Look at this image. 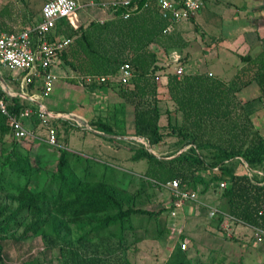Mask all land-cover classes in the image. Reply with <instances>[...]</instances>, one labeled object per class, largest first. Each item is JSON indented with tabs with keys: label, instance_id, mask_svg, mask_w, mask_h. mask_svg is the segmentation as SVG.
<instances>
[{
	"label": "trees",
	"instance_id": "trees-1",
	"mask_svg": "<svg viewBox=\"0 0 264 264\" xmlns=\"http://www.w3.org/2000/svg\"><path fill=\"white\" fill-rule=\"evenodd\" d=\"M108 11V19L92 21L85 28L74 27L63 19L48 36L51 42L70 39L57 58L75 77L84 82L90 77V89L119 86L122 103L114 107L109 117L88 121L90 128L108 137L143 139L150 148L163 143L165 137L176 138L172 153L162 158L150 153L145 144L132 141L131 161L146 163L141 177L161 187L176 180L186 193L220 190L226 213L236 223L264 229V183L250 175L253 170L264 171V137L251 120L264 101V48L239 55L240 65L227 81L211 73L208 76V72H184L178 77L159 64L158 50L163 55L171 50H184L188 42L182 38L179 24L170 26L150 0H140L127 19H123V8ZM189 22L193 23V19ZM8 24L0 22V29L19 32ZM189 60L186 53L176 64L184 66ZM123 64H128L132 72L126 84L116 79ZM101 76L110 79L94 80ZM158 76L166 78L161 86L165 90L163 98L159 94L161 84L156 81ZM252 84L258 87L259 96L245 102L239 100L237 94ZM41 90L39 80L30 84L26 93L30 96ZM0 97L9 115L18 117L26 108L36 110L29 101L8 97L1 89ZM162 101H170L173 111L163 112ZM127 105L132 107L130 125H126ZM163 117L165 124H161ZM56 122L75 126L66 119L59 118ZM9 140L10 145L5 146ZM18 145L8 117L0 110V183L6 171L27 178L25 186L16 193L6 191L0 184V193L4 194L0 196V264H12L9 245H22L37 238L46 250L58 249L63 264H132L127 255L130 246L126 245L127 235L138 229L132 218L141 215L157 220L171 209L166 206L154 213L135 207L127 192L119 189L113 179L104 172L96 173L98 170L92 168L88 158L67 148L59 150L56 170L44 187L34 190L28 185L34 164L29 154L19 153ZM223 182L226 186L221 188ZM74 233L78 235L73 236ZM164 233L160 228L157 237ZM140 240L136 238L132 244ZM30 263L41 264L38 259ZM162 264H192V261L186 249L177 243Z\"/></svg>",
	"mask_w": 264,
	"mask_h": 264
},
{
	"label": "rangeland",
	"instance_id": "rangeland-1",
	"mask_svg": "<svg viewBox=\"0 0 264 264\" xmlns=\"http://www.w3.org/2000/svg\"><path fill=\"white\" fill-rule=\"evenodd\" d=\"M45 1L0 0V22L8 21L14 30L28 27L40 21V9ZM79 1L81 3L93 2L94 5L86 7L75 15L72 26L81 25L85 28L92 21H104L110 17L107 8L97 6L100 1ZM195 17L193 23L186 21L177 26L182 33V38L188 42V45L180 53L181 56L186 53L190 55L189 63L184 66L176 64L178 58L170 57L168 59V55H163L162 51L158 50L159 64L166 66L168 72L175 73L179 67H182L183 73L202 71L211 73L213 77L228 80L240 65L239 55L257 53L264 48V42L259 43L255 40L256 32L260 33L261 36L264 35V0H206L203 1V7ZM56 62H58V67L52 66L51 73L59 77L54 81L51 92L42 98L41 104L43 106L46 105L48 109L57 110L64 115L74 112L86 119L95 120L98 117H109L114 111V107L122 103L123 100L119 96V86L90 89L86 79L84 82L79 77H75L72 70L59 59ZM0 76L4 77L6 81L9 78L18 79L16 71L3 67H0ZM74 80L75 82H73ZM159 86V94L163 98L165 97V90L161 85ZM254 87L255 84L250 85L245 90L246 92L241 91L238 97L247 98L246 93L250 96L253 95ZM160 106L163 112L165 109L173 111L170 101H162ZM126 113V125H130L129 122L132 119L131 106H126ZM257 116L260 118L259 121ZM253 120L256 126L261 124L258 129L264 135V101L260 102L258 110L253 114ZM165 123L166 117H163L161 124ZM82 124L80 123L84 129L90 128V126ZM26 125L27 136L17 141L19 153L21 155L29 154L34 164L35 170L28 182L29 187L34 190L39 191L44 187L46 181L56 170L59 150L68 147L70 150H74L76 154L88 158L92 168L98 170L96 173L102 174L104 172L107 178L113 179L119 189L127 192L128 198L132 200L135 207L147 209L154 213L162 207H170L168 202L169 200L171 202V195L166 186H155L142 178L141 176L146 170V163L131 161L130 147H134V143L128 137H108L102 133L93 135L88 129L81 130L77 124L70 126L56 122L58 147L52 148L47 144L48 129L35 115L28 119ZM72 129L76 132H72ZM78 132L88 133L85 136V142L82 134ZM89 135L99 137L93 139ZM107 138H113L116 141L112 142ZM117 140H122V142ZM11 141H7L5 146L10 145ZM135 141L142 143L141 139L135 138ZM163 141L158 146L151 148L146 146L148 145L146 141L144 142L150 153L162 158L172 153L177 140L169 136L165 137ZM83 142L85 146H83ZM78 172L82 173V169H79ZM1 176L2 188L11 193L18 192L27 182L26 177H18L7 171L4 176ZM217 192L221 193L220 190ZM3 195L2 193L0 196ZM168 217L169 214L164 211L157 220L141 215L132 218L133 226L138 227L133 233L128 234L126 239V245L130 246V252L127 255L132 264H162L168 259V255H171L173 251L171 247L174 243L168 239L167 232L157 237L160 228L166 231L163 226L165 222H170L171 219ZM20 230L21 228L17 230L16 234H19ZM76 235L78 233H74L73 236ZM136 238L141 240L132 244ZM179 240L177 243H180ZM9 249V260L12 264H24L25 261L28 264L34 259H38L41 264H63L58 249L46 250L39 238L27 240L22 245L12 243L9 245Z\"/></svg>",
	"mask_w": 264,
	"mask_h": 264
},
{
	"label": "built area",
	"instance_id": "built-area-1",
	"mask_svg": "<svg viewBox=\"0 0 264 264\" xmlns=\"http://www.w3.org/2000/svg\"><path fill=\"white\" fill-rule=\"evenodd\" d=\"M140 0H102L97 6L105 7L108 10L123 8L125 13L123 19H127L132 11L138 8ZM158 6L161 16L169 22L170 26L189 21L201 10L204 0H150ZM93 2L81 3L79 0H49L41 9V19L38 23L22 29L18 33H9L0 29V67L16 71L18 76V90L13 92L4 85L0 78V89L8 97H18L22 100L29 101L36 110L26 108L17 116L7 113L6 104L0 97V110L9 119L13 128V135L16 140H21L27 136L25 122L35 115L42 125L48 129L47 144L52 147H58L55 120L57 117L49 113L41 104L42 98L46 97L52 89L56 77L51 73V67L57 53L64 50L69 44L70 39L60 38L49 41L56 25L63 19H71L76 13L84 10L86 7L93 6ZM170 27L167 29L169 30ZM175 74L180 77L183 74V68L179 67ZM211 76V74H208ZM1 77V76H0ZM132 77L131 68L128 64H123L120 69L117 80L121 84H126ZM110 79L109 76L95 77L97 82H105ZM42 82V90L39 93L28 95L26 88L35 81ZM92 80L90 77L86 79ZM158 81V78H156ZM142 143L145 144L144 140ZM146 145V144H145ZM147 146V145H146ZM226 183L220 184L224 188ZM170 191L171 204L169 217L177 218L179 212H182L185 205L190 202H196V192L186 193L180 190L179 182L173 180L166 185ZM264 214V213H263ZM209 217L220 218V229L226 236L231 237L233 234V225L236 221L227 214L217 209L209 211ZM253 238L257 242L264 239V229L252 228ZM179 239V237H178ZM183 249H186L185 243H180Z\"/></svg>",
	"mask_w": 264,
	"mask_h": 264
},
{
	"label": "crops",
	"instance_id": "crops-1",
	"mask_svg": "<svg viewBox=\"0 0 264 264\" xmlns=\"http://www.w3.org/2000/svg\"><path fill=\"white\" fill-rule=\"evenodd\" d=\"M78 13H76V15ZM73 18L74 17H72L71 19H68L70 24L73 23ZM192 19L194 21L196 17ZM38 22L39 21H37L36 23ZM180 24H183V23H180ZM32 25L34 24H31L30 26ZM24 28H27V27H24ZM24 28H20L19 32ZM255 35H256L255 40H257L259 43L264 42V35L261 36V34L257 32L255 33ZM249 45L250 43L248 44V46ZM168 57H169L168 59H170V57L180 59L181 53L179 50H171L168 52ZM57 59H58L57 57L54 59L52 66L58 67V62H56ZM197 73H203V72L197 71ZM54 76L56 77V79L59 77L56 75ZM16 77H18L17 73H16ZM0 78L4 81V85L10 88L13 92L18 90L17 78L15 79L9 78L7 81L2 76ZM157 78H158L157 83L163 86L166 82L165 76H158ZM246 89H244L243 92H246L245 91ZM254 89H255V91L253 92L254 94L253 95L251 94L250 96L249 94L246 93L247 98H244V99L239 98L238 97L239 93H238L237 94L238 99L245 102V101H249L251 99L258 97L260 94L258 87L255 85ZM44 108L49 113L55 115L57 119L59 118L66 119L72 124L73 123L77 124L81 130L88 129L91 133H93V135L100 134L97 131L91 130V128L89 127L85 129H84V126L81 127L80 123L85 124V126L88 125V121L90 120L89 118L86 119L82 115H78L74 112L70 113L69 115H64L62 112H59L57 110L48 109L46 105L44 106ZM257 110H258V107L255 109L253 114H255ZM253 114L251 115L253 127L264 137L263 133H261L260 130L258 129L261 124L256 126L254 123L255 121L253 120ZM257 119L258 121L260 120L259 116H257ZM26 124H27V121L25 122V126H27ZM72 132H76V131L72 129ZM78 133L82 134V132L81 133L78 132ZM86 134L88 133L83 132L82 134V138H84L83 139L84 142L86 139L85 138ZM91 137L93 139L94 138L96 139L99 136L97 137L91 136ZM128 138L131 141L135 140V138H132V137H128ZM84 142H83V146H85ZM67 149L70 150L68 147ZM70 151L75 152L72 149ZM244 167L246 166L244 165ZM250 175H254L253 176L254 179H256L257 181L260 180L262 181V183H264V171L262 169L253 170V172H251ZM196 194H197L196 202L187 203L183 211L179 212L177 218L175 219L170 218L171 219L170 222L169 223L165 222V225L163 226L166 229V232H167L166 235L168 239L174 243L171 249L172 250L174 249V246L177 244V240L179 237L180 243L186 244V253L188 255V258L192 261V264H263L264 263V239L262 240V242H257L253 238L252 228L244 224H241V223H235L233 225V234L231 237H228L220 229V218L219 217H212V218L209 217V211L211 209H217L221 211L222 213L227 214L226 213V202L220 197V193L214 192L212 190H208L205 193H199V191H197ZM168 203L171 204L170 200ZM169 256L170 254L168 255V257Z\"/></svg>",
	"mask_w": 264,
	"mask_h": 264
},
{
	"label": "water",
	"instance_id": "water-1",
	"mask_svg": "<svg viewBox=\"0 0 264 264\" xmlns=\"http://www.w3.org/2000/svg\"><path fill=\"white\" fill-rule=\"evenodd\" d=\"M147 146H149V145H147Z\"/></svg>",
	"mask_w": 264,
	"mask_h": 264
}]
</instances>
